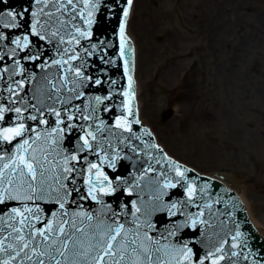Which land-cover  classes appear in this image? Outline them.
Instances as JSON below:
<instances>
[{
    "label": "water",
    "instance_id": "95a60500",
    "mask_svg": "<svg viewBox=\"0 0 264 264\" xmlns=\"http://www.w3.org/2000/svg\"><path fill=\"white\" fill-rule=\"evenodd\" d=\"M131 5L128 0H0V173L5 181L0 188L10 193L0 203V264H55L57 259L63 264L65 256L72 264V244L61 256L52 234L48 241L35 236L27 249L19 237L28 240L35 229L49 223L55 228L63 220L69 222L65 232L87 246L88 238L71 228L77 213L93 217H75L77 227L91 225L85 228L90 235L99 224H122L129 239L138 233L137 243L147 246L152 264H264V231L257 228L260 235L253 227L239 197L169 158L140 123L135 49L125 34ZM173 116L172 109L165 110L161 123ZM21 125V135L6 132ZM37 149L38 160L46 157L47 183H39L37 165V180L26 176L37 188L36 198H11L19 178L17 173L11 185L6 183L12 161L26 156L31 162ZM65 167L72 171L64 172ZM201 174L225 176L228 185L241 180L240 172L228 170ZM25 206L34 210L25 215L40 219H31L35 229L16 233L13 225H21L15 210ZM33 247L47 254L34 255ZM138 251L147 264L149 257ZM135 258L126 255L121 264Z\"/></svg>",
    "mask_w": 264,
    "mask_h": 264
},
{
    "label": "rangeland",
    "instance_id": "374dc122",
    "mask_svg": "<svg viewBox=\"0 0 264 264\" xmlns=\"http://www.w3.org/2000/svg\"><path fill=\"white\" fill-rule=\"evenodd\" d=\"M128 33L141 121L199 173L240 172L264 229V0H134Z\"/></svg>",
    "mask_w": 264,
    "mask_h": 264
},
{
    "label": "snow or ice",
    "instance_id": "6c2138e0",
    "mask_svg": "<svg viewBox=\"0 0 264 264\" xmlns=\"http://www.w3.org/2000/svg\"><path fill=\"white\" fill-rule=\"evenodd\" d=\"M68 2L71 3V0H68ZM131 2L132 0H128L129 5L131 4ZM125 15H127V13H125ZM121 31L123 32V29ZM17 44H19V41H17ZM16 111L20 112V109H16ZM57 115H59V113H57ZM2 118L3 117L0 116V119ZM32 119H35V117H32ZM6 132L13 133L14 135H21L23 132V126L21 125L20 128L17 129H7ZM0 135H2V133H0ZM4 138L8 139L9 137L7 135H4ZM24 143L26 145L28 141L26 140ZM85 143H87V141H85ZM36 151H38V149L34 150L31 154V162L26 156H17V159L12 161V171L9 172L10 178L6 183L7 185H11L13 183V179L16 178L17 173L19 178L17 180V187L14 189L17 195L11 198L24 200H33L34 198H36L37 188L30 181L26 180V176H30L32 180H37V165H39V167L42 169L39 173V183H47V181H45L44 179V171H46V169H44V162L46 161V157H41L38 160ZM4 167L9 168V165L5 164ZM92 167H95V165H93ZM25 169H27V173H25ZM71 171V168H64V172L70 173ZM4 182L5 181L3 173H0V183ZM60 187L63 188L64 185L61 184ZM49 188H51V185H49ZM40 191L43 192L44 189L40 188ZM6 194L10 195L9 189L7 187L0 188V203L3 202V197ZM60 207L63 208L64 204L61 203ZM39 211L40 210L38 208L35 209V212ZM15 212L16 215L20 217L18 223L21 225V227H15L13 225L14 232H22L23 227L35 229V225L31 223V219L39 220L40 217L38 215H33L32 217L25 215V213H34V210L32 208L25 206L23 211H21L20 209H16ZM75 217H86L88 221H91L93 217L90 215L86 216L85 213H77L73 218H71V228L76 232L81 233L82 236L88 238L87 246H85L83 240L79 239L75 235L67 234L65 232V224L69 222L61 220L55 228H53V224L49 223L44 229H35L34 234L30 233V238L28 240H25L24 236L21 235L19 239L23 242L22 247L24 249H27L29 247V244L32 243V239H34L35 236L41 237L43 241H48L50 239L49 234H52V236L54 237L52 239V243L59 244V254L61 256H65V254L67 253L69 244L73 245V256L75 257V259L72 260V264H82V262H84V264H121V262L124 261L126 255L130 257H136L135 259L131 260V264H142L140 259V251H138L139 249H142L143 253L149 257L147 264H152V261L150 259V252L147 246L143 241L137 243L138 233L136 235H133L131 239H129V236L127 233H125L124 226L122 224L118 226H104L102 224H99L96 226L94 233L90 235L85 231V228H90L91 225L77 227ZM81 223L83 224V220L81 221ZM56 232H58L59 235H56ZM60 236H64L65 239L60 240ZM145 239L150 238L146 237ZM131 245H135V247H131L130 249ZM8 247L12 246L8 245ZM3 248L4 245L2 242H0V249ZM93 250H95V252L90 259L89 254L92 253ZM32 252L34 255L38 256H44L47 254L46 251L37 253L35 247H33ZM18 254L19 253H17V255ZM188 255H191V250H188ZM25 256L27 257V253H25ZM105 258H107V260ZM21 264H23V262H21ZM39 264H44V261L40 260ZM55 264H62V262L61 260L57 259L55 260ZM63 264H69L68 258L66 256Z\"/></svg>",
    "mask_w": 264,
    "mask_h": 264
},
{
    "label": "bare ground",
    "instance_id": "6f19581e",
    "mask_svg": "<svg viewBox=\"0 0 264 264\" xmlns=\"http://www.w3.org/2000/svg\"><path fill=\"white\" fill-rule=\"evenodd\" d=\"M148 26V25H147ZM137 94H138V91H137ZM140 105V104H139ZM231 186V185H230ZM232 187V186H231ZM232 188H235V187H232ZM257 228H261L262 231H264V229L260 226V225H257Z\"/></svg>",
    "mask_w": 264,
    "mask_h": 264
}]
</instances>
